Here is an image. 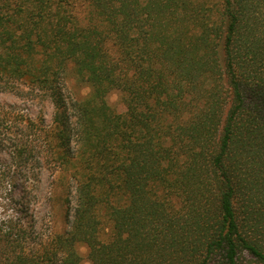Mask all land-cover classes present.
I'll return each mask as SVG.
<instances>
[{"label":"trees","instance_id":"1","mask_svg":"<svg viewBox=\"0 0 264 264\" xmlns=\"http://www.w3.org/2000/svg\"><path fill=\"white\" fill-rule=\"evenodd\" d=\"M76 2L0 0V80L55 109L48 129L0 121L23 163L45 136L73 211L16 264H82L79 244L91 264H264V0ZM69 65L86 96H68Z\"/></svg>","mask_w":264,"mask_h":264},{"label":"rangeland","instance_id":"2","mask_svg":"<svg viewBox=\"0 0 264 264\" xmlns=\"http://www.w3.org/2000/svg\"><path fill=\"white\" fill-rule=\"evenodd\" d=\"M71 2L72 5L64 8L67 13H81L76 0ZM66 84L71 98L90 92V88L77 79L72 65L66 71ZM107 101L115 113L129 115L119 92H111ZM54 114V105L44 89L25 80L10 85L0 80V116L6 120L24 115L36 123L42 121L41 125L48 129ZM12 132L8 123L0 121V229L3 240L0 264H16L19 256L41 255L58 235L68 232L73 220V211L67 214L66 194L60 178L63 172L58 164L50 161L45 136L38 141L33 160L23 163L15 153L17 141L14 143L16 135ZM71 198V206H74L75 199ZM107 227L109 233L108 222ZM77 250L82 264H91L87 247L79 244Z\"/></svg>","mask_w":264,"mask_h":264}]
</instances>
